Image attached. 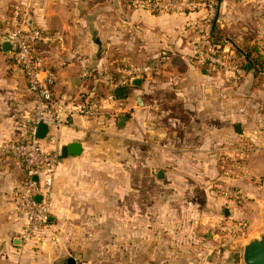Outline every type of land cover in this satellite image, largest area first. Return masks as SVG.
Instances as JSON below:
<instances>
[{"label": "crops", "instance_id": "obj_1", "mask_svg": "<svg viewBox=\"0 0 264 264\" xmlns=\"http://www.w3.org/2000/svg\"><path fill=\"white\" fill-rule=\"evenodd\" d=\"M91 1L0 0V27L14 5L24 4L31 26L60 35V44L38 50L55 74L56 103L91 101L116 87L113 73L121 78L124 70L141 71L127 83L132 88L113 123L75 116L57 132L56 146H48L59 152L60 163L53 176L48 227L36 242L19 239L24 217L16 199L26 171L12 157H0V264H75L53 241L58 230L69 229L84 215L127 214L132 229L145 226L148 244L181 218L208 223L226 203L210 189L224 166L225 148L244 141L264 152V73L254 77L243 71L237 80L193 61V29L206 16L204 6L155 14L124 0H109L108 6L101 0L91 14ZM216 1L212 25L222 36L220 50L232 55L236 44L264 41V0ZM13 50L6 54L0 43V146L22 140L34 105ZM169 100L180 106L166 105ZM121 116L126 120L119 127ZM236 125L241 135L235 133ZM72 143L80 153L61 158V148ZM263 160L246 163V173L228 184L250 196L257 182L247 177L248 171L264 172ZM114 166L121 174H111ZM173 239L163 237L161 244L172 247ZM178 240L202 248L198 254L164 255L165 260L178 256L188 263L204 255V261L218 264L207 240ZM154 244L160 241L153 239ZM147 255L148 261L155 260Z\"/></svg>", "mask_w": 264, "mask_h": 264}, {"label": "built area", "instance_id": "obj_2", "mask_svg": "<svg viewBox=\"0 0 264 264\" xmlns=\"http://www.w3.org/2000/svg\"><path fill=\"white\" fill-rule=\"evenodd\" d=\"M193 7L192 4H182L168 1L159 5L161 13ZM206 16L193 29L192 57L196 64L208 67L213 71L230 73L238 80L243 70L236 67L226 57L224 51L208 47L210 28L215 17L216 8L212 5L204 7ZM148 6V10H149ZM0 39H6L13 44V61L21 69L27 84V91L33 96V112L26 121L25 135L21 141L5 142L0 146V157L5 155L17 160L24 167L26 177L18 188L16 206L24 217V225L19 233L23 244L36 242L48 227L49 206L52 197L53 176L60 163L59 152L48 146H56L57 132L75 116L86 120L108 118L112 123L122 111L123 105L115 100L111 93L99 96L91 101L77 104L56 103L53 99V87L56 77L47 67L38 50L61 43L57 33L43 31L29 24V7L24 4L14 5L7 23L0 27ZM139 70H124L122 77L115 83L126 85L130 78ZM47 126L48 132L43 140L36 138L37 126ZM45 142V144L43 143ZM228 151L235 153L240 159L254 151L250 144L240 142L230 145ZM227 156H229L227 154ZM236 157V158H237ZM239 159V160H240ZM224 166H226L224 164ZM244 173L241 165L234 166L224 172L225 177L238 176ZM36 178V180L34 179ZM218 189L224 199L235 197L236 193L222 186ZM39 199V200H38Z\"/></svg>", "mask_w": 264, "mask_h": 264}, {"label": "rangeland", "instance_id": "obj_3", "mask_svg": "<svg viewBox=\"0 0 264 264\" xmlns=\"http://www.w3.org/2000/svg\"><path fill=\"white\" fill-rule=\"evenodd\" d=\"M110 1L113 2V0ZM124 1L127 3H133L134 6L142 7L147 10L149 6V11L155 14L161 13L158 10L159 5L168 1H176L184 5L192 4L193 7L190 9H197L199 8L198 5L204 7L212 5L214 8L217 7L216 0ZM91 2H93V4L88 7L87 11L92 14L94 11H98L101 0H92ZM106 3V6H108L109 0H106ZM182 9L187 10L184 8ZM248 43L249 42L246 40L243 42V45H252L254 43L263 45L264 41L263 39H256L250 41L249 44ZM225 55L229 60L232 57L235 58L234 54L229 55L228 52L225 53ZM237 61H239L238 58ZM231 63L238 67L236 61H231ZM169 102L171 103H166V105L174 104V108L180 106V103L177 100H169ZM237 144L238 143H234L233 146ZM250 145L253 147L254 151L246 154L241 159L237 157L235 153L228 151L231 149L228 148L230 146L225 148L226 154L229 156L223 154L221 156V161L222 165L225 164L226 166L222 167L220 176L216 178L217 180L210 184V189L211 191H215L217 196L223 199L226 203L220 208L216 218L212 221L200 225L199 223H196L194 219L181 218L180 222L171 224V227L168 230L169 233L166 231V235L164 236L163 233L158 232V234L154 235L155 238H152L150 244H148L146 242L148 231L145 229V226L142 227L140 225L138 231L134 230V228L132 229L129 215L127 214H122L121 216L119 213L84 215L81 216L79 222L71 225L69 229L64 227L62 231L58 230L60 233V235H58L59 238L56 237L53 241L57 245H55V247L60 249L65 259H73L75 264H209L204 261L208 256L204 255L201 260L195 261V259H193V261L188 263H186L184 259L180 260L178 256L172 257L170 261L163 258L164 255H169L171 253L180 256L181 251H184L183 253L185 254H190L188 252L198 254L202 247H194V244L188 243L183 246V244L179 243L178 239L189 241L201 238L209 242L208 252L212 253V259H217V256H219L218 264H225V261H228V264H244V246L251 240L259 239L260 236L264 235V172H261V168H250V171H248L250 174L247 177L251 178L253 183H257L252 187L254 193H251L250 196L246 197L239 195L238 192H236V189L228 184V181L235 178V176L225 177L224 172L239 164L244 173L239 174L238 176H242L246 173V163L248 165L249 162L257 163L260 160H263L264 152H262L260 148L258 149L257 146ZM108 170L102 171V173H107ZM121 170L122 169L119 168V166H114L111 174H121ZM219 186H222L223 189L227 188L232 192H235V197H232L231 199L222 198V191L218 189ZM225 208L228 209L227 216L223 211ZM100 217H103V219H101L100 223H96V219ZM166 236L174 238L173 240L176 244L172 247L161 244L163 237ZM153 239L154 241L156 240V242L159 240L160 244L153 245ZM201 251L202 253L205 252L204 249H201ZM51 252L56 254L54 249H52ZM147 254L155 255V260L148 261ZM215 262L216 260H214L212 264H215Z\"/></svg>", "mask_w": 264, "mask_h": 264}, {"label": "trees", "instance_id": "obj_4", "mask_svg": "<svg viewBox=\"0 0 264 264\" xmlns=\"http://www.w3.org/2000/svg\"><path fill=\"white\" fill-rule=\"evenodd\" d=\"M216 3H218V1H216ZM221 39L222 36L216 31L215 25H212L207 46L217 51L219 50ZM233 51L235 58L232 57L230 60L232 62L236 61L237 66L244 72L251 73L254 77L264 73V43L263 45L259 43H254L252 45H243V43L236 44L233 46ZM237 58L239 61H237ZM117 66L118 64L114 65V67ZM119 78V74H112V82H117ZM131 88L132 86L130 84L118 85L112 89L111 94L115 100L124 103L129 96Z\"/></svg>", "mask_w": 264, "mask_h": 264}, {"label": "water", "instance_id": "obj_5", "mask_svg": "<svg viewBox=\"0 0 264 264\" xmlns=\"http://www.w3.org/2000/svg\"><path fill=\"white\" fill-rule=\"evenodd\" d=\"M2 50L6 54H9L13 50V44L6 40L0 39ZM126 120L125 116H121L118 119V126L122 127V124ZM235 133L241 135L240 127L235 126ZM48 132L47 126L39 124L37 126L36 138L43 140L46 133ZM80 146L76 143L66 145L61 148V158H66L67 156H77L80 153ZM161 174H159L160 177ZM36 180V178H34ZM39 200V199H38ZM224 214L227 216V210H224ZM243 262L244 264H264V235L260 236L259 239L251 240L243 249ZM68 264H74L73 261L69 260Z\"/></svg>", "mask_w": 264, "mask_h": 264}]
</instances>
